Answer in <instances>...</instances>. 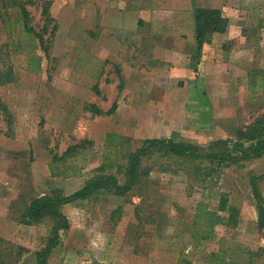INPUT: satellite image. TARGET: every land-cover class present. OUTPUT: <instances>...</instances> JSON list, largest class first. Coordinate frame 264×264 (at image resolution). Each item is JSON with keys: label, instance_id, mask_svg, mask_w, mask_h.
Instances as JSON below:
<instances>
[{"label": "rangeland", "instance_id": "obj_1", "mask_svg": "<svg viewBox=\"0 0 264 264\" xmlns=\"http://www.w3.org/2000/svg\"><path fill=\"white\" fill-rule=\"evenodd\" d=\"M21 1L30 16L25 25L18 3L0 0V264H34L50 234V216L33 225L19 221L32 198L52 190L69 193L103 174H114L123 183L128 153L146 137L139 130L156 126L149 116H172L169 103L162 110L143 96L136 72L127 66L134 60L140 68L144 62L139 55L121 54L120 64L91 52L95 38L110 36L114 28L132 30L133 19L142 14L133 6L146 5L141 0H50L57 26L51 36L42 34L48 56L34 36L43 25L44 0ZM244 2L243 12L261 18L263 32L264 0ZM120 16L124 19L116 23ZM175 16L176 23L182 19L188 24L190 13L178 8ZM38 56L42 68L33 71L30 61ZM257 58L262 61L256 73L263 76L264 51ZM94 83L99 94L91 90ZM82 90L92 93L99 107H109L116 96L117 106L130 102L125 112L131 113L132 133L121 135L116 149L105 142V133L125 123V113L93 115L83 106ZM249 90V101L236 116L216 119L222 132L209 134L192 126L165 137L191 143L203 153L235 152L224 139L237 138L236 129L264 111V99H258L254 88ZM82 139L83 146L72 153L52 158ZM141 170L138 182L124 195L104 189L61 205L69 226L59 231L46 264H264V235L249 185L252 174L264 172V154L218 163L154 149L142 157ZM258 190L264 199V179L258 181ZM222 200L225 208L220 209ZM198 201L224 220L208 234L200 231L194 237ZM231 205L238 209L234 220L227 221ZM199 218L196 226L202 230L205 217Z\"/></svg>", "mask_w": 264, "mask_h": 264}, {"label": "crops", "instance_id": "obj_2", "mask_svg": "<svg viewBox=\"0 0 264 264\" xmlns=\"http://www.w3.org/2000/svg\"><path fill=\"white\" fill-rule=\"evenodd\" d=\"M141 1L146 5L133 6V11L142 14L133 19L132 30L114 28L110 36L95 38L91 50L95 56L109 58L115 63H120L121 57L117 56L121 54L139 55L141 63L144 62L140 68H136L134 60L127 66L131 72H136V81L147 103L160 105L162 110L169 103L171 118L151 115L147 120L156 126L138 133L145 134L146 139L160 138L193 126L217 134L222 132V127L216 119L236 116L237 109L249 101L250 87L260 101L264 99V75L256 73L261 71L262 61L257 56L264 51V48L261 50L264 41V31L260 27L262 19L243 12L246 11L245 0H166L168 5L165 0ZM116 3L119 4L118 1L113 4ZM199 7L224 10L227 24L224 31H215L203 38L197 53L193 12ZM178 8L189 10L188 24L182 19L176 23ZM123 19L120 16L116 23ZM82 94L84 105L95 104L96 97L92 93L82 90ZM126 103L130 102L116 107L114 117H122L119 115L124 112L123 118L127 121L108 132L132 133L129 130L132 117L130 112H125L129 109ZM96 106L101 110L110 107Z\"/></svg>", "mask_w": 264, "mask_h": 264}, {"label": "trees", "instance_id": "obj_3", "mask_svg": "<svg viewBox=\"0 0 264 264\" xmlns=\"http://www.w3.org/2000/svg\"><path fill=\"white\" fill-rule=\"evenodd\" d=\"M12 1L18 3L17 7L22 17L21 20L23 21L24 25L27 24V20L30 18V16L25 3L21 0ZM27 1L31 3L33 0ZM49 5L50 0H44L42 2L40 15L43 18V25L41 27V32L34 31V36L37 37L39 48L43 52L44 56H48L49 46L42 34L48 31V36H51L57 26L54 18L50 15ZM193 17L194 29L195 33H197V37H195L197 53H199L203 38L215 31L222 32L225 30L227 24V15L226 12L220 8L204 9L199 7L194 10ZM49 24H51L50 27ZM27 28L30 27L27 26ZM40 60L41 57L38 56L35 60L30 61V65H32L30 69L33 71L41 70L42 67ZM119 82L120 83L118 86L120 87L121 80H119ZM91 90L95 94H99L98 84L94 83L91 86ZM84 107L93 115H109L115 111L117 107V100H113L110 107L106 110H101L95 104L89 103H86ZM2 110L9 116L6 106H2ZM7 122L9 124V120ZM236 136L237 138L233 140L224 139V144H231L235 152L226 150L221 155L203 153L198 147L191 143L173 141L169 137L144 138L142 143L137 146L135 150H132L128 153L127 163L125 165V180L123 183H120L114 174H103L85 180L79 187L69 193L63 194L57 190H52L32 198L29 203L24 206L25 209L21 213L19 221L33 225L47 216H50L53 220L48 238L46 239L44 245L35 254L36 262L34 264H46L51 249L55 247L59 241V231L61 229H66L69 226V220L67 215L61 210V205L73 202L78 199H84L86 197L88 198L104 189H110L116 195H124L135 186L136 182H138L140 174L144 173V171L141 170L142 157L145 154L147 155L148 153L152 152L154 149L157 151L162 149L166 153L168 152L179 156L202 158L204 160L211 162L215 161L218 163L225 161H239L242 159L262 156L264 154V111L256 116L255 119L247 123L243 128L238 127L236 129ZM120 138L121 135L119 133H105V142L111 144L115 149L117 148ZM85 141V139H82L77 143L68 145L66 148H64L65 150L59 156H57L56 153H53L52 158L55 159L57 157H62L72 153L75 148L83 146ZM245 142L248 143L245 144ZM263 179L264 172L261 174H252L249 178V185L255 202H257V225L264 235V199L258 190V181ZM223 202V200L220 201V209L225 208ZM197 204L198 205L195 208L192 221V236L194 237L197 236L200 231L206 232L208 234L209 230L213 228L215 224L223 222L224 220V216L222 214L208 210L207 208L203 209L205 203L198 201ZM237 209L238 208L235 205L230 206L228 209L229 213L226 216L227 221L234 220V215L237 213ZM201 215L205 217V222L202 223V230L196 226V223L201 221L199 218Z\"/></svg>", "mask_w": 264, "mask_h": 264}]
</instances>
